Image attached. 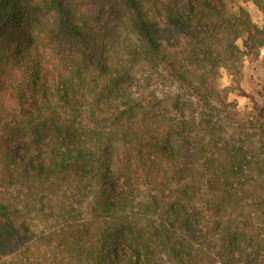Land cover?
<instances>
[{"label": "trees", "instance_id": "1", "mask_svg": "<svg viewBox=\"0 0 264 264\" xmlns=\"http://www.w3.org/2000/svg\"><path fill=\"white\" fill-rule=\"evenodd\" d=\"M91 1L0 0V264H264V0Z\"/></svg>", "mask_w": 264, "mask_h": 264}, {"label": "rangeland", "instance_id": "2", "mask_svg": "<svg viewBox=\"0 0 264 264\" xmlns=\"http://www.w3.org/2000/svg\"><path fill=\"white\" fill-rule=\"evenodd\" d=\"M83 10H87L92 7L91 0H75ZM246 8L249 10L252 18L258 20L260 18V12L251 3L246 4ZM264 59V48L260 50V55L256 59L244 58L241 74L239 79V85L244 94H239L237 90L230 89L231 77L229 73L222 68L221 69V87L228 88V98L236 102L237 109L240 112H252L255 104L264 102V70L262 67V61Z\"/></svg>", "mask_w": 264, "mask_h": 264}]
</instances>
